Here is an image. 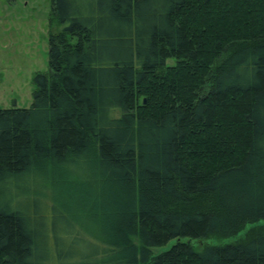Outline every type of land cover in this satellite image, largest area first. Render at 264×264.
Returning a JSON list of instances; mask_svg holds the SVG:
<instances>
[{
    "label": "trees",
    "instance_id": "1",
    "mask_svg": "<svg viewBox=\"0 0 264 264\" xmlns=\"http://www.w3.org/2000/svg\"><path fill=\"white\" fill-rule=\"evenodd\" d=\"M51 7L48 73L0 108V264H264V231L189 243L264 221V0Z\"/></svg>",
    "mask_w": 264,
    "mask_h": 264
},
{
    "label": "rangeland",
    "instance_id": "2",
    "mask_svg": "<svg viewBox=\"0 0 264 264\" xmlns=\"http://www.w3.org/2000/svg\"><path fill=\"white\" fill-rule=\"evenodd\" d=\"M52 17L51 0H0V108L23 109L31 106L36 90L35 77L48 73L49 38L63 28ZM173 62L167 61L169 65ZM119 114L114 112L112 117L116 118ZM42 186L49 193L48 183ZM37 214L38 217H51L50 213L44 211ZM60 230H63L60 232L63 241L60 250L73 251L77 247L82 253L89 252L86 244H73L72 239L68 238V231ZM262 231L264 221L247 226L237 236L189 240V243L195 251H201L204 246L235 244ZM183 241L187 242V239ZM174 242L172 240L164 246L151 248V256L167 251Z\"/></svg>",
    "mask_w": 264,
    "mask_h": 264
}]
</instances>
